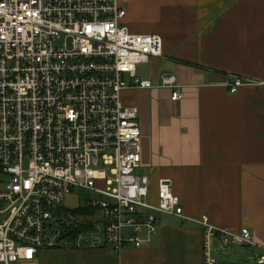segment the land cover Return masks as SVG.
I'll return each instance as SVG.
<instances>
[{
  "label": "built area",
  "instance_id": "built-area-1",
  "mask_svg": "<svg viewBox=\"0 0 264 264\" xmlns=\"http://www.w3.org/2000/svg\"><path fill=\"white\" fill-rule=\"evenodd\" d=\"M125 17L120 0H0V264L31 262L50 248H141L165 215L202 227L204 264H230L214 259V239L221 248L259 247L264 264L248 228L192 219L171 179L153 194L151 179L136 172L140 110L122 93L154 88L136 72L163 58V39L130 32ZM161 78L172 102L184 99L175 75ZM261 84L233 77L227 87L233 94ZM78 188L101 202L62 206Z\"/></svg>",
  "mask_w": 264,
  "mask_h": 264
},
{
  "label": "crops",
  "instance_id": "crops-1",
  "mask_svg": "<svg viewBox=\"0 0 264 264\" xmlns=\"http://www.w3.org/2000/svg\"><path fill=\"white\" fill-rule=\"evenodd\" d=\"M120 6L130 32L163 39V58L136 72L154 88L122 93L125 106L140 110V169L147 171L140 175L151 179L153 194L159 181L171 179L188 217L207 216L235 233L246 227L264 247V0H120ZM164 74L178 78L183 100L172 102L161 86ZM233 77L262 84L232 94ZM159 222L141 248H50L22 264H204L200 225L172 216ZM251 250L254 260L262 253Z\"/></svg>",
  "mask_w": 264,
  "mask_h": 264
},
{
  "label": "rangeland",
  "instance_id": "rangeland-1",
  "mask_svg": "<svg viewBox=\"0 0 264 264\" xmlns=\"http://www.w3.org/2000/svg\"><path fill=\"white\" fill-rule=\"evenodd\" d=\"M145 65H139V66H147ZM138 66V67H139ZM144 67H140L139 71H142ZM139 175L143 174L146 175L147 171H144L143 167L142 169H138L136 171ZM4 176L0 173V187L4 189V184L2 181H4ZM157 191V190H156ZM155 191V194H156ZM88 201H96L97 203L101 202V198L95 194L94 192L80 189L78 188L75 190L72 194L68 195L67 198L64 200L63 205L65 208L68 209H78V207L83 206ZM168 217L167 215L162 216L163 219ZM93 221L99 220L101 218V213L96 212L93 213L92 216H90ZM4 219L3 215H0V222ZM215 244L213 245V257L215 260L220 262H234V263H241V264H257L256 260H254L253 257V251L249 248H246L244 246H230V247H220V243L217 242L216 239H214Z\"/></svg>",
  "mask_w": 264,
  "mask_h": 264
}]
</instances>
